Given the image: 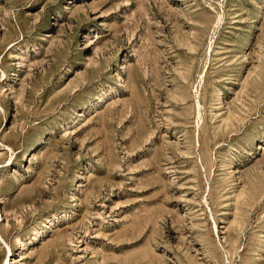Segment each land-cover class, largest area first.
<instances>
[{"label": "rangeland", "instance_id": "obj_1", "mask_svg": "<svg viewBox=\"0 0 264 264\" xmlns=\"http://www.w3.org/2000/svg\"><path fill=\"white\" fill-rule=\"evenodd\" d=\"M264 264V0H0V261Z\"/></svg>", "mask_w": 264, "mask_h": 264}, {"label": "bare ground", "instance_id": "obj_2", "mask_svg": "<svg viewBox=\"0 0 264 264\" xmlns=\"http://www.w3.org/2000/svg\"><path fill=\"white\" fill-rule=\"evenodd\" d=\"M0 264H7V257H6L5 259H2V260L0 261Z\"/></svg>", "mask_w": 264, "mask_h": 264}]
</instances>
